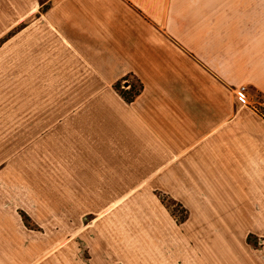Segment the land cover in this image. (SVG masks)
<instances>
[{
    "label": "crops",
    "instance_id": "obj_1",
    "mask_svg": "<svg viewBox=\"0 0 264 264\" xmlns=\"http://www.w3.org/2000/svg\"><path fill=\"white\" fill-rule=\"evenodd\" d=\"M0 2L29 15L0 46V78L29 85L34 101L13 109L9 130L18 142L28 132L30 148L44 132L61 165L60 189L50 194L68 220L70 212L126 211L128 198L146 197L143 222L155 220L163 234L156 251L124 264H264V117L246 103L264 97V0ZM133 79L142 88L127 101L118 85ZM5 192L0 264H111L80 256L79 236L26 227ZM160 194L188 217L168 219Z\"/></svg>",
    "mask_w": 264,
    "mask_h": 264
},
{
    "label": "rangeland",
    "instance_id": "obj_2",
    "mask_svg": "<svg viewBox=\"0 0 264 264\" xmlns=\"http://www.w3.org/2000/svg\"><path fill=\"white\" fill-rule=\"evenodd\" d=\"M12 6L11 2H0V46L14 33L12 29L20 21L19 19L29 17V15L22 13L21 18H18L19 14L16 15L12 12ZM10 57L7 58L11 59ZM130 83L140 85L135 79ZM121 86L118 85L121 92L124 89H130V87ZM28 87L29 85L26 84L4 83L0 78V174L4 178L0 179V188L8 194L5 195L7 203L14 202L20 205L23 210L20 214L26 227L35 229L40 236L56 237V235L66 234L72 237H81L84 245L80 241L78 247H81L80 256L85 259L91 255L90 253H98L99 256L110 259L111 264H124L125 260L128 263L137 262L128 259V257H138L137 255L141 251H146L147 247H149V251H156L155 236L163 233L158 232L153 223H157L155 220L150 219L148 223L145 219L143 222L145 213L141 211V203L142 201L145 202L146 197L128 198L126 201L127 210L116 213L70 212L68 220L60 211L61 197L50 193L60 189L61 165L54 162L57 157L53 155L51 149L45 148L44 132L38 131L36 133L37 146L30 148L27 146L30 139L28 132H20L18 136H21L22 140L18 142L17 137L13 139L14 132L9 130L18 123L16 121L18 117L12 116L13 109L15 108V111L28 109L29 105L34 102L29 101ZM241 90L247 91L242 88ZM43 101V99L37 100V106L43 107ZM246 103L256 111L264 112V97L260 95L254 99L246 97ZM27 118L26 115L19 119L23 122ZM37 118L41 119V117ZM1 128L5 131H1ZM159 198L169 214H166L167 212L162 208L158 216L160 224L167 225L168 219L180 223L188 217L186 208L173 201L166 194H160ZM151 201V197H149V203ZM28 206L34 211L31 213L36 214L35 217L39 220L40 226L37 224L38 221L36 222L32 216H29L30 214L24 212L26 208H29ZM164 214L167 215L168 219ZM109 218L114 220L111 225L107 221ZM66 221H68V229H62V222ZM44 224L47 225L45 228H43ZM168 230L173 231L172 228ZM254 238L251 236V241L258 244L259 241Z\"/></svg>",
    "mask_w": 264,
    "mask_h": 264
},
{
    "label": "trees",
    "instance_id": "obj_3",
    "mask_svg": "<svg viewBox=\"0 0 264 264\" xmlns=\"http://www.w3.org/2000/svg\"><path fill=\"white\" fill-rule=\"evenodd\" d=\"M141 88H142L141 83L140 85L137 83H133V84L130 83V89L127 90L124 89L121 93L127 101H132L135 98V96L139 94ZM258 112L264 117V112H260V111ZM248 239L251 241V236H249Z\"/></svg>",
    "mask_w": 264,
    "mask_h": 264
},
{
    "label": "built area",
    "instance_id": "obj_4",
    "mask_svg": "<svg viewBox=\"0 0 264 264\" xmlns=\"http://www.w3.org/2000/svg\"><path fill=\"white\" fill-rule=\"evenodd\" d=\"M243 90L245 89V87H241Z\"/></svg>",
    "mask_w": 264,
    "mask_h": 264
},
{
    "label": "water",
    "instance_id": "obj_5",
    "mask_svg": "<svg viewBox=\"0 0 264 264\" xmlns=\"http://www.w3.org/2000/svg\"><path fill=\"white\" fill-rule=\"evenodd\" d=\"M125 84H126V85H128L129 83H128V82H126Z\"/></svg>",
    "mask_w": 264,
    "mask_h": 264
}]
</instances>
